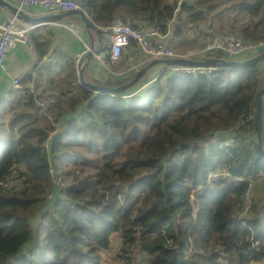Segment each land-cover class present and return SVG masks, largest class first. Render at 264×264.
I'll return each instance as SVG.
<instances>
[{"label":"trees","instance_id":"obj_1","mask_svg":"<svg viewBox=\"0 0 264 264\" xmlns=\"http://www.w3.org/2000/svg\"><path fill=\"white\" fill-rule=\"evenodd\" d=\"M77 1L102 38L117 17H129L163 34L173 22L179 46L192 50L229 31L264 40V0H185L178 11L177 0ZM201 22L205 31L188 32ZM163 65L139 91L99 94L79 83L75 58L60 50L36 69L37 80L27 74L21 88L8 89L0 100V264H101L116 245L119 264H264V207L254 202L245 223L239 217L251 179L264 173V152L253 126L227 149L215 136L254 112L264 61L209 75ZM82 110L87 117L77 119ZM51 117L68 128L50 137L48 150ZM51 163L67 183L54 211L45 198ZM19 167V183L1 184ZM219 167L245 180L209 178Z\"/></svg>","mask_w":264,"mask_h":264},{"label":"built area","instance_id":"obj_2","mask_svg":"<svg viewBox=\"0 0 264 264\" xmlns=\"http://www.w3.org/2000/svg\"><path fill=\"white\" fill-rule=\"evenodd\" d=\"M15 5L19 10L24 11L30 15V9L38 8L44 12H65L73 9H80V4L77 0H6ZM185 0H177L176 11L179 10ZM42 22L31 24L24 21L17 14H13L12 17L7 18L5 22L0 23V75L6 71V58L8 52L12 48H16L20 43H27L34 50L35 64L34 68L38 69L40 66H49L54 63L55 56L50 54L42 55L36 48L35 42L32 38V31L40 26ZM111 31V40L107 43V48L101 55V61L110 60L111 62H117L122 58V55L131 44V41H135L140 49L148 57V61H152L156 58L178 57L172 47L166 44L162 39L164 35L155 26H148L146 29H137L133 27L131 19L129 17H117L114 23L109 27ZM108 29V30H109ZM264 50V40H248L244 38L238 32H225L214 35L203 47L196 53H201L205 57H212L214 52L221 51L225 53L227 59H234L241 53L246 51H254L259 53ZM203 58V57H202ZM168 70L183 71L186 73H202L209 75L217 71V66H184V65H168ZM30 72L24 73L20 76H16L12 79V88H21V80ZM77 119L87 117V111H80L77 114ZM255 120V110L247 117L242 118L235 125V128L240 129V132H232L230 127L225 131L215 132V136L223 140L221 147L227 149L226 146H232L235 141L246 139L250 137L252 126ZM53 126L56 127V131H50L49 137L43 143V145L49 150V139L58 130H66L68 128V121L56 120L51 117ZM262 130H264V103L262 110ZM229 168V167H228ZM228 168L219 167L209 174V178H227L232 181L243 180L242 177L234 175ZM21 177V169L13 168L6 178L1 181V184L5 186H12L19 183ZM66 183L63 181L60 175L56 174L54 164L51 163V186L46 194L48 200V206L51 210H55L54 197L56 193L60 192L65 196ZM252 205L251 189L249 188L243 196L241 211L239 217L241 221L245 223L244 216L248 213L249 208Z\"/></svg>","mask_w":264,"mask_h":264},{"label":"crops","instance_id":"obj_3","mask_svg":"<svg viewBox=\"0 0 264 264\" xmlns=\"http://www.w3.org/2000/svg\"><path fill=\"white\" fill-rule=\"evenodd\" d=\"M80 9L83 10L80 6ZM87 15L88 13L83 10ZM30 16L35 18L42 15L59 14L63 12H44L41 9L34 8L30 9ZM29 15V14H28ZM13 16V12L9 9L0 6V23L6 21L7 18ZM91 19V17L88 15ZM25 21V20H24ZM92 21V19H91ZM28 22V21H26ZM42 24L35 28L32 32L37 35L45 48H49L48 54L55 56V61L57 59V52L60 50L68 51L74 58L76 63V68L74 69L75 74L78 76L79 67L83 64L84 66V77L87 81L95 84H104L110 78L121 79L130 74L136 73L139 69L146 66L150 61L148 57L140 47L135 42L130 44L127 49H125L122 58L117 62L101 61V55L103 51L107 48V43L111 40L110 29H103L104 38L98 33L97 29L87 30L85 25L78 17L67 18L62 21L56 20H41L39 22H28L31 24L40 23ZM65 23L66 25L60 24ZM171 30L164 35L163 41L170 45L175 53L179 56H188L192 59H200L205 57L201 53H196L198 49L192 50L186 45L179 46L181 41L173 35L174 23L171 22ZM70 25V27L68 26ZM147 24L144 23L142 29H146ZM199 28V25L197 24ZM201 26L199 29H202ZM83 30L81 34L77 33L78 30ZM193 31L192 29L188 32ZM32 35V33H31ZM33 38V37H32ZM106 38V39H105ZM94 40L95 48L98 49L100 46L103 47L102 51L98 54H94L90 61L85 60L82 62L83 57L90 50L91 40ZM105 39V40H104ZM211 38L208 39V41ZM207 41V42H208ZM221 52V51H217ZM216 53V52H214ZM237 58L239 60L247 59L250 55H243ZM35 64V53L29 44L20 43L16 48L9 50L6 58V71L0 75V100L7 96L8 89L12 87V79L16 76H20L24 73L30 72L34 79L37 80ZM53 64V63H52ZM163 64H155L150 68L142 80L138 83V91L144 86L155 81L156 78L164 71L165 66L160 67ZM48 66H40V68H45ZM39 69V68H38ZM42 86H45V80H40ZM33 85V84H32ZM95 92V91H94ZM97 93V92H96ZM100 94V93H99ZM63 121L62 119H59ZM66 121V120H65ZM251 135V134H250ZM252 136V135H251ZM262 137L264 141V130H262Z\"/></svg>","mask_w":264,"mask_h":264},{"label":"water","instance_id":"obj_4","mask_svg":"<svg viewBox=\"0 0 264 264\" xmlns=\"http://www.w3.org/2000/svg\"><path fill=\"white\" fill-rule=\"evenodd\" d=\"M0 6L5 7L13 12V14H17L20 18L28 22H39L41 20H56L62 21L67 18L78 17L82 23L85 25L87 30L95 29L94 23L88 17V15L81 9H73L68 10L59 14H50V15H42L39 17H31L27 13L22 10H19L15 5L6 1L0 0ZM66 25L65 23H60ZM103 49L100 46L98 49L95 48L94 40H91L90 50L83 57L82 62L85 60L90 61L94 54H98ZM259 61H264V50L256 53L255 55L248 57L247 59L239 60V59H227V58H216V57H203L200 59H192L188 56H178V57H167V58H156L150 61L146 66L142 67L137 71L135 76L127 83L117 86V87H108L104 84H95L89 82L84 77V66L83 64L79 67L78 80L79 83L85 88L95 91L97 93H110V94H119L123 91L130 89L132 86L137 85L142 78L146 75V73L150 70L152 66L155 64H166V65H184V66H244L251 63H256ZM264 103V87L258 92L257 96V105L255 108V120L253 123V132L255 133V143L256 146L264 152V143L262 137V110Z\"/></svg>","mask_w":264,"mask_h":264},{"label":"rangeland","instance_id":"obj_5","mask_svg":"<svg viewBox=\"0 0 264 264\" xmlns=\"http://www.w3.org/2000/svg\"><path fill=\"white\" fill-rule=\"evenodd\" d=\"M198 25H199V28L201 26L203 28L202 29H199L197 26L196 27H191L192 30H193V32L205 31V29H207V27H208V24L207 23H204V22L198 23ZM68 27H70V25ZM82 32H83V30L80 29V30H78L77 33L81 34ZM201 49H203V47ZM198 50H200V49H198ZM244 53L245 54H243V55H248L250 53L251 54H255L254 51H246ZM241 56L242 55L235 56L234 59H237V58H239ZM162 66H164V65H161L160 67H162ZM233 128H235V126ZM231 130H232V132H240V129H238V128L231 129ZM214 140H215V138H214ZM226 147L228 148L230 146H226ZM239 177H241V176H239ZM243 180H245V179L243 178ZM243 180H239L237 182H240V181H243ZM249 188L251 189L252 204H254V202H255V205H257L258 210L260 211L264 207V173L263 174H260L255 179H251V183L249 185ZM191 196L193 197L194 194H192ZM254 197H255V199H253ZM51 211H53V210H51ZM116 237H117V234L116 233L113 234L112 239H113L114 242H116ZM116 246L113 249H111V250L106 251V252L103 253V258L101 259V264H119L118 263V260H117V256H116V254H117V248H116Z\"/></svg>","mask_w":264,"mask_h":264}]
</instances>
